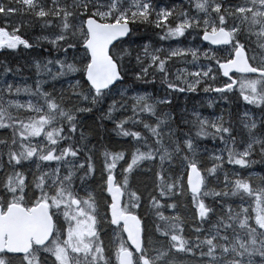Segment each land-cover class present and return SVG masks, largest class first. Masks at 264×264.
Returning <instances> with one entry per match:
<instances>
[{"label":"snow or ice","instance_id":"1","mask_svg":"<svg viewBox=\"0 0 264 264\" xmlns=\"http://www.w3.org/2000/svg\"><path fill=\"white\" fill-rule=\"evenodd\" d=\"M0 49V264H264V0H0Z\"/></svg>","mask_w":264,"mask_h":264},{"label":"rangeland","instance_id":"2","mask_svg":"<svg viewBox=\"0 0 264 264\" xmlns=\"http://www.w3.org/2000/svg\"><path fill=\"white\" fill-rule=\"evenodd\" d=\"M0 51H4V50H2V49H0ZM189 59H190V57H189ZM183 65H179V67H182ZM204 111H205V114H209V113H211V109H207L206 107H205V109H204ZM210 144H211V142H209ZM258 167V166H257Z\"/></svg>","mask_w":264,"mask_h":264},{"label":"trees","instance_id":"3","mask_svg":"<svg viewBox=\"0 0 264 264\" xmlns=\"http://www.w3.org/2000/svg\"><path fill=\"white\" fill-rule=\"evenodd\" d=\"M15 62V61H13ZM179 67V64L177 65ZM25 75H32V73H28L27 71L25 72Z\"/></svg>","mask_w":264,"mask_h":264}]
</instances>
